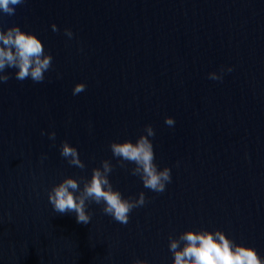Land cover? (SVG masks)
Here are the masks:
<instances>
[{
  "label": "water",
  "instance_id": "water-1",
  "mask_svg": "<svg viewBox=\"0 0 264 264\" xmlns=\"http://www.w3.org/2000/svg\"><path fill=\"white\" fill-rule=\"evenodd\" d=\"M12 25L40 37L53 61L43 82L6 69L0 83V264H172L168 236L201 227L264 256V0H26L0 14V28ZM221 66L233 70L208 79ZM78 82L86 88L73 95ZM146 124L155 162L171 168L163 193L109 148ZM62 141L83 170L60 156ZM104 159L114 188L145 193L127 224L95 203L88 224L55 213L51 186L90 177Z\"/></svg>",
  "mask_w": 264,
  "mask_h": 264
},
{
  "label": "clouds",
  "instance_id": "clouds-1",
  "mask_svg": "<svg viewBox=\"0 0 264 264\" xmlns=\"http://www.w3.org/2000/svg\"><path fill=\"white\" fill-rule=\"evenodd\" d=\"M26 0H0V14L14 15L16 8ZM57 31V25H51ZM64 34L71 39L73 32L65 28ZM53 56L40 37L31 31L22 30L18 25L0 28V83L9 79L6 69H15L17 80L30 79L34 83L45 80V73L52 67ZM231 66H221L219 72L208 73V79L222 81L225 72H231ZM85 83L78 82L72 88V94L84 91ZM164 123L173 126L175 119L166 116ZM45 133L42 131L41 135ZM48 138L55 141L56 133L48 132ZM155 130L150 124L144 126L135 141L124 139L109 144L112 156L120 167L132 163L131 175L139 177L143 187L155 193H163L166 185L171 183V168H160L155 162V151L152 137ZM59 154L71 166L83 170L86 166L80 159L78 149L67 141H62ZM46 158L45 157H42ZM114 165L109 159L100 162L99 167L91 170L90 177H64L53 184L47 191V200L52 210L58 214L72 213L77 223L88 224L91 221L89 205L101 206V211L120 224H127L129 214L134 208L146 203L145 193L139 192L136 197H125L114 188L110 173ZM82 185V186H81ZM168 249L172 255V264H264L256 248L238 243L222 229L198 228L187 229L178 235L168 236ZM132 264H148L146 260L134 259Z\"/></svg>",
  "mask_w": 264,
  "mask_h": 264
}]
</instances>
